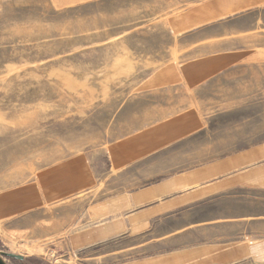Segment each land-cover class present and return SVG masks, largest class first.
Masks as SVG:
<instances>
[{"label":"rangeland","instance_id":"obj_1","mask_svg":"<svg viewBox=\"0 0 264 264\" xmlns=\"http://www.w3.org/2000/svg\"><path fill=\"white\" fill-rule=\"evenodd\" d=\"M252 1L0 0V253L23 256L5 262L134 264L198 251L193 264H264V190L227 189L105 242L71 244L91 226L90 204L264 142V5ZM185 68L215 73L175 106L195 109L200 130L113 168L107 148L141 128L155 96L143 86ZM170 94L182 92L157 97ZM76 157L93 183L70 191L56 171L71 174Z\"/></svg>","mask_w":264,"mask_h":264},{"label":"crops","instance_id":"obj_2","mask_svg":"<svg viewBox=\"0 0 264 264\" xmlns=\"http://www.w3.org/2000/svg\"><path fill=\"white\" fill-rule=\"evenodd\" d=\"M252 3L256 6L264 5V0H253ZM214 74L211 75L206 69L194 71L192 68H185L177 74L164 71L156 75L151 80L152 83L143 86L145 95L154 93L155 96L149 99V106L140 115L144 117L139 122L141 128L133 135L114 141L107 148L112 167L122 168L196 134L201 128L200 114L193 108L179 111L175 106L191 102L194 97L190 93L201 85L198 83L210 81ZM165 89H180L182 95L170 94L158 98L157 92ZM153 104L154 114L150 111ZM229 156L155 181L129 194L90 204L85 219L91 226L74 233L71 244L77 246L76 249H82L105 242L124 234L138 223L176 212L227 189L264 190V142ZM65 168L71 174L60 170L56 172L69 178L70 191L92 185L91 173L88 171L87 174V167L82 159H71L65 164ZM204 249L202 259L211 252L210 248ZM212 251L224 254L223 249L215 248ZM230 253V257H233L234 251L231 250ZM194 254L197 255L198 251L163 258L151 257L134 264H193Z\"/></svg>","mask_w":264,"mask_h":264},{"label":"water","instance_id":"obj_3","mask_svg":"<svg viewBox=\"0 0 264 264\" xmlns=\"http://www.w3.org/2000/svg\"><path fill=\"white\" fill-rule=\"evenodd\" d=\"M4 257L19 260V261L23 260V256H20V255H15V254H10V253H0V264H8L7 262H5Z\"/></svg>","mask_w":264,"mask_h":264},{"label":"built area","instance_id":"obj_4","mask_svg":"<svg viewBox=\"0 0 264 264\" xmlns=\"http://www.w3.org/2000/svg\"><path fill=\"white\" fill-rule=\"evenodd\" d=\"M9 264V263H8Z\"/></svg>","mask_w":264,"mask_h":264}]
</instances>
